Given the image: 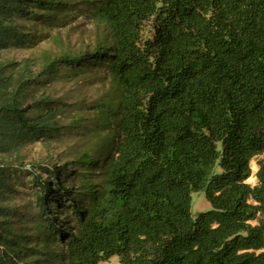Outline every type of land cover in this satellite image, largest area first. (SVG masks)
Instances as JSON below:
<instances>
[{
    "label": "trees",
    "instance_id": "16d2710c",
    "mask_svg": "<svg viewBox=\"0 0 264 264\" xmlns=\"http://www.w3.org/2000/svg\"><path fill=\"white\" fill-rule=\"evenodd\" d=\"M78 6L87 44L38 69L8 55L19 20L62 27ZM64 137L70 159L25 162ZM262 152L264 0H0V264H264ZM196 191L210 208L192 215Z\"/></svg>",
    "mask_w": 264,
    "mask_h": 264
},
{
    "label": "rangeland",
    "instance_id": "374dc122",
    "mask_svg": "<svg viewBox=\"0 0 264 264\" xmlns=\"http://www.w3.org/2000/svg\"><path fill=\"white\" fill-rule=\"evenodd\" d=\"M79 1V0H77ZM87 8H80L78 6L74 11H71V15L62 27L49 26L46 21L38 23L33 20H19L26 30L29 31L26 44L14 51L10 52L9 56H14L17 59L23 57H31L33 59V68L38 69L44 60L45 55L50 56L53 53H58L61 48L69 47L71 50H75L83 44L88 43V36L92 34L93 24L90 18H88ZM61 45V47H60ZM70 70L68 68L60 67L57 74L50 73L48 77L57 78L54 81V87L57 89L58 94H63L67 87L73 89L72 82L70 80ZM90 71L86 72V75H90ZM43 77L45 74L42 75ZM99 83H89L81 87L80 91L85 97L90 98L96 94L97 85ZM70 140L63 138L49 144V146L40 145L39 143H30L25 148L26 157L25 162L29 161H48V155L50 160L54 162H60L72 157L71 149L68 148ZM264 160V152L255 155L250 160L251 164L256 165V170L252 171L254 174V180L247 181L250 184L257 182L255 173L258 168V161ZM69 169V168H68ZM216 170L219 168L216 166ZM69 170H65L66 172ZM32 176L23 171L17 170L15 173L16 178V193L15 199L20 204V210L22 213H26L28 208L23 201L31 200L30 195ZM210 208V202L205 198L203 191L192 192L191 194V213L195 215L198 211H204ZM254 223V222H253ZM97 264H118V258L116 255L110 256L107 260L99 261Z\"/></svg>",
    "mask_w": 264,
    "mask_h": 264
},
{
    "label": "bare ground",
    "instance_id": "6f19581e",
    "mask_svg": "<svg viewBox=\"0 0 264 264\" xmlns=\"http://www.w3.org/2000/svg\"><path fill=\"white\" fill-rule=\"evenodd\" d=\"M251 168H252V171H255L256 170V165L255 164H251ZM246 180L247 181L254 180V174L252 173Z\"/></svg>",
    "mask_w": 264,
    "mask_h": 264
},
{
    "label": "clouds",
    "instance_id": "9594fccd",
    "mask_svg": "<svg viewBox=\"0 0 264 264\" xmlns=\"http://www.w3.org/2000/svg\"><path fill=\"white\" fill-rule=\"evenodd\" d=\"M251 168V167H250ZM258 169V168H257Z\"/></svg>",
    "mask_w": 264,
    "mask_h": 264
}]
</instances>
